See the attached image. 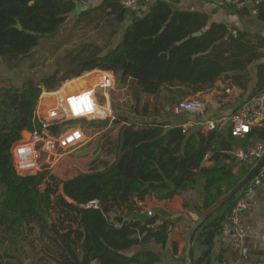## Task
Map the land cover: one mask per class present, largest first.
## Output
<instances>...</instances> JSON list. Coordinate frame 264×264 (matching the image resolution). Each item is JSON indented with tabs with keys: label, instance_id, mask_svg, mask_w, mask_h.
Returning a JSON list of instances; mask_svg holds the SVG:
<instances>
[{
	"label": "trees",
	"instance_id": "16d2710c",
	"mask_svg": "<svg viewBox=\"0 0 264 264\" xmlns=\"http://www.w3.org/2000/svg\"><path fill=\"white\" fill-rule=\"evenodd\" d=\"M251 1L241 7L220 2L219 7L229 15L253 17L264 27V3L252 13ZM138 2L141 9L136 13H129L120 0H102L77 13L84 18L95 9L113 21L111 37L119 34L103 53L74 59L71 64H79L80 70L73 75L60 77L54 71L39 82L28 79L20 86L10 82L0 87V122L7 124L0 128V264H24L30 255L41 264H154L161 259L149 246L164 247L174 222L143 218L139 203L151 195L167 200L198 190L200 204L184 202V207L200 216L250 169L230 151L252 144L261 128L234 137L227 127L203 132L200 122L193 126L190 119L155 118L167 104L173 105L176 96L181 99L207 89L211 93L218 90L217 82L223 84V92L235 88L238 97L245 95L234 114L264 91V37L254 29L212 21L208 13L181 9L174 5L177 0ZM76 6L77 0H0V59L10 64L30 57L42 39L57 34ZM94 69L113 72L120 84L129 86L135 101L133 120L125 116L113 120L121 123L114 160L100 171L65 179L48 168L18 174L11 148L23 138L22 125L40 133L42 125L34 112L41 93ZM163 90L164 101L139 107L143 95L156 97ZM188 120L192 125L183 132L182 124ZM48 130L54 133L58 126ZM254 182L255 178L241 194ZM236 198L223 204L196 233L194 243L206 249L193 264H210L214 239L227 225ZM99 203L108 208L107 214ZM111 214L121 216L122 222L111 220Z\"/></svg>",
	"mask_w": 264,
	"mask_h": 264
},
{
	"label": "rangeland",
	"instance_id": "374dc122",
	"mask_svg": "<svg viewBox=\"0 0 264 264\" xmlns=\"http://www.w3.org/2000/svg\"><path fill=\"white\" fill-rule=\"evenodd\" d=\"M101 1L102 0H77L75 11L68 16L67 21L60 27L57 34L53 37L42 39L39 46L33 50L30 57L16 59L10 64L0 59V87H6L10 82L15 86H20L28 79L39 82L43 77L54 73V71H57L60 77H69L80 70L79 64H71L74 59H83L100 52L103 53L107 48L113 45L118 40L119 33L111 37L112 25L114 24L112 20L104 18L103 15L95 12V9L89 10V15L84 18H80L77 15L79 11L91 9ZM93 80V72L84 73L80 75L79 78H67V80L61 82L60 86L56 88L55 91L51 93L43 92L40 95V101L43 105L49 102V98L53 99L54 96L62 97L67 91L75 93L81 88L93 87L95 85ZM76 86L78 88H76ZM219 87L218 90H214L211 93L208 92L205 94L203 92L197 95H187L181 99L176 96L173 105L169 106L167 104L165 110L155 119H171L178 122L190 119L195 123L193 126H198V123L203 119H217L225 115L227 110L231 112L236 105L246 98L245 95L242 98L237 97L238 93L235 90L223 92L221 86ZM131 93L132 91L129 86L120 84L115 76L113 87L106 91L108 102L114 115L113 120L123 116L133 120L135 101ZM101 95L98 94V101L103 103L105 99L104 96L102 97ZM165 95V90L156 97L143 95L139 107L145 102L158 103L161 100L164 101ZM186 98H198L202 100L206 106L204 114L200 116H187L175 113L173 108L175 103ZM233 98L237 100L236 105L232 107L231 105L227 106V99L228 101H232ZM135 119L142 120L143 118L135 117ZM6 125V123L0 122V128H4ZM62 125L61 129L80 125L86 135V141L81 147L75 150H67V153H63L64 155L57 162H54L51 167H46L50 169L51 173L60 179H65L79 172L100 171L109 164L114 151L117 130L121 126V123L104 120L101 123L80 121L79 123L72 122L68 125ZM21 130H23V132L27 131V124L22 125ZM23 136L25 139L29 138L25 134H23ZM40 147L42 146L39 145L38 148L40 153L39 160L41 164L45 163L46 165L47 157L45 153L41 151ZM50 161L51 159L49 162ZM196 195H198L197 192ZM2 249L3 246H0V253ZM24 264L41 263L37 262L35 258L30 255L29 259L24 261Z\"/></svg>",
	"mask_w": 264,
	"mask_h": 264
},
{
	"label": "built area",
	"instance_id": "2783aa9c",
	"mask_svg": "<svg viewBox=\"0 0 264 264\" xmlns=\"http://www.w3.org/2000/svg\"><path fill=\"white\" fill-rule=\"evenodd\" d=\"M219 2L233 3L238 7L246 3L245 0H219ZM251 2L252 13H255L256 7L260 3H264V0H252ZM120 3L129 13H136L141 9L138 0H120ZM90 72L94 73L95 85L93 87L82 88L63 97L54 96L46 105L40 104L39 97L34 115L42 125L40 133L34 129L33 132H30L31 135L28 139L22 138L11 148L13 165L18 174H33L41 168L51 167L54 162L67 153V150H75L85 143L86 135L80 125L61 129L62 124L68 125L80 121L91 123L97 120L111 122L114 119L106 91L113 87L115 75L111 71L100 69ZM98 94L104 96L105 102L98 101ZM173 108L177 114L200 116L204 114L206 106L198 98H186L178 101ZM199 124L203 132L227 127L234 137H244L253 130L264 128V91L253 95L234 114L219 119H203ZM51 125H57L58 131L50 132L48 128ZM191 125L192 122L189 121L182 124V131L185 132ZM39 145L42 146L40 147L41 151L47 157L46 165L40 163ZM230 154L240 163L252 166L264 155V139L256 140L246 147H233ZM209 156L210 154L207 153L205 160ZM263 171L262 169L255 177V182H258L263 176ZM96 204V202H91L90 205L96 206ZM248 205L249 198L246 192L238 194L228 221L230 227L225 226L224 233H228L231 228H236L239 225L240 215Z\"/></svg>",
	"mask_w": 264,
	"mask_h": 264
},
{
	"label": "crops",
	"instance_id": "0c3cea01",
	"mask_svg": "<svg viewBox=\"0 0 264 264\" xmlns=\"http://www.w3.org/2000/svg\"><path fill=\"white\" fill-rule=\"evenodd\" d=\"M249 1L250 0H245V2ZM219 3L220 2H218V0H177V3L174 5L181 9L198 10L208 13L212 21L223 22L229 26V28L238 27L240 29H254L259 31L264 37V27L261 26L260 23L256 22L253 17L241 18L236 15H229L221 7H219ZM216 85L218 87L221 86V88L223 87V84L220 82H217ZM253 85L254 81L251 83L249 89H251ZM76 88L78 87L76 86ZM231 90L237 91L239 95V90L235 88H232ZM226 92H229V90H226ZM69 93L70 92L67 91L65 95ZM48 101L49 102L45 104L50 103L51 99L49 98ZM236 102V98H233L232 101H228L227 99L226 105H231L232 107L236 105ZM40 104L42 105V102H40ZM236 106L234 108H236ZM232 111L230 112L227 110L225 115H222L221 117L232 115ZM187 116L192 115L188 114ZM188 121L190 122V120ZM116 140L117 135L113 155L109 164H111L114 160ZM256 140H260L259 137L253 138V141ZM234 171H237V167ZM197 191L189 190L167 200H158L154 197V195H151L143 202L139 203L141 206L140 214L143 218L156 216L159 218L157 223H160L162 219H170L174 222V225L169 233L168 242L164 247L154 243H151L149 246L159 255L161 259L159 262L154 264H181V257L182 255L184 256L185 239L189 228L191 227H189L190 222H195L198 218L196 212L188 210L184 207V202H188L191 205L200 204L199 195H196ZM246 194L249 198V205L240 215L239 225L236 228H231V231L228 233L222 232V234L214 239V243L209 254L210 264H264V171L260 180L258 182H254V184L248 188ZM226 227H230V225L227 223ZM174 244H176L175 254L172 253ZM205 249L206 247L203 244L198 242L193 243V260H197Z\"/></svg>",
	"mask_w": 264,
	"mask_h": 264
},
{
	"label": "water",
	"instance_id": "95a60500",
	"mask_svg": "<svg viewBox=\"0 0 264 264\" xmlns=\"http://www.w3.org/2000/svg\"><path fill=\"white\" fill-rule=\"evenodd\" d=\"M198 34L199 32L194 33V35ZM208 92H210V89L204 91L205 94ZM23 134L27 135L28 137H30L31 135V133L28 131L22 132V136ZM258 137L259 139H264V129L259 131ZM216 147H218V144H216ZM262 169H264V155L260 157L250 167L248 172L244 176H242L228 191H226L221 197H219L211 207L206 209L200 216H198L193 225L189 228L185 239L184 264H193V243L196 233L198 232L200 227L212 216L215 211L220 209L223 204L240 194ZM80 207H84V205L80 204ZM99 207L101 208L103 214L108 213V208L104 204L99 203ZM110 217L111 220L115 221L118 224H120L123 220L121 216H117L115 214H111Z\"/></svg>",
	"mask_w": 264,
	"mask_h": 264
}]
</instances>
